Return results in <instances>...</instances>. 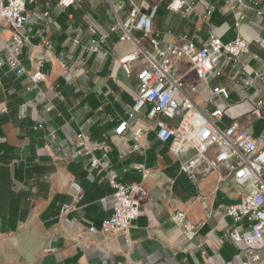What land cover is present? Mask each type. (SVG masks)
Segmentation results:
<instances>
[{
    "label": "crops",
    "instance_id": "crops-1",
    "mask_svg": "<svg viewBox=\"0 0 264 264\" xmlns=\"http://www.w3.org/2000/svg\"><path fill=\"white\" fill-rule=\"evenodd\" d=\"M255 1L256 8L264 9V0ZM98 2L100 12L96 11ZM90 4V10L69 8L53 15L47 37L57 51L66 53L71 65L69 72L50 63L43 69L47 79L42 87L56 109L46 111V100L40 98L35 110L29 108V115L20 118L21 104L36 101L35 92L26 90V75L17 76L6 65L0 68V264H242L246 246L226 237L236 226L226 208L238 203L246 188L228 175L226 166L210 170L204 163L191 179L181 171V164L193 152L177 156L170 142H161L153 132L144 152H129L132 139L122 141L114 134L117 123L128 117L138 92L135 74L127 76L116 61L133 46L112 34L111 54L103 59L73 47L71 29L84 23L83 12L104 30L113 21L103 0H90ZM206 4L212 8L209 19L203 14ZM154 29L162 44L178 43L183 34L198 45L212 34L224 41L241 34L251 41L250 53L242 56L245 67L225 64L221 76L196 82L194 74L188 73V62L182 61L178 73L185 74V92L207 113L221 103L229 106L218 122L221 127L238 116L239 123L253 134L264 131V119L239 116L244 101L264 99V82L252 76L253 71L264 69V46L254 41L256 37L264 40V16L251 8L232 9L224 0H199L195 11L175 13L168 10L165 0ZM29 52L25 50L24 59L30 68ZM243 78L251 79L253 86H245ZM193 84L195 92L189 88ZM215 85L227 87L229 99L209 102L210 87ZM38 124L43 128H37ZM132 124L136 128L150 122L141 114ZM81 129L92 143L108 144L112 168L121 182L142 184V212L128 235L89 231L90 226L100 228L111 215L113 188L101 174L89 170L88 156H71L76 149L73 134ZM95 153L100 157L103 152ZM136 164H145L146 178ZM73 182L83 189L80 199ZM66 204L70 208L62 212ZM177 210H185L188 219L199 225L193 238H187L174 222L172 214ZM249 231L244 221L241 232ZM261 254L264 258V251Z\"/></svg>",
    "mask_w": 264,
    "mask_h": 264
},
{
    "label": "built area",
    "instance_id": "built-area-1",
    "mask_svg": "<svg viewBox=\"0 0 264 264\" xmlns=\"http://www.w3.org/2000/svg\"><path fill=\"white\" fill-rule=\"evenodd\" d=\"M86 1L0 0V50L4 53L0 57V68L6 65L15 75H26L29 80L26 90L35 92L36 96V101L21 104L20 118L29 115V108L35 110L40 98L46 100V111L56 109L42 87L47 79L43 69L50 63L69 72L71 65L65 60L66 53L57 51L47 34L54 23L53 15L69 8L84 11ZM164 1L103 0L106 14L113 19L109 28L102 29L85 11L84 23L71 29V44L100 59L111 54L109 41L112 34L118 35L119 42L132 44V49L116 61L127 76L135 74L138 92L128 111V117L117 123L114 134L122 141L132 139L129 152H144L151 132L161 142H170V149L177 156L193 152L192 157L181 164V171L191 179L196 178L204 163L210 170H217L219 165H225L228 175L238 185L246 188L241 200L226 208V215L236 223L233 229L227 231L226 237L233 242H244L246 249L242 264H264L261 254L264 251V131L258 135L253 134L239 123L238 116L230 125L221 127L218 122L227 114L229 106L221 103L207 113L185 92V86H188L185 74L178 73L182 61L188 62V73L194 74L196 82L221 76L225 64L245 67L242 56L250 53L251 41L241 34L230 41L212 34L202 45H198L183 34L178 43L162 44L160 34L154 29V21ZM224 1L232 9L251 8L257 15L264 16V9L256 8L255 0ZM198 2L199 0H167V8L175 13L189 14L196 10ZM203 14L205 18H210V4L205 5ZM236 26L240 27V21L236 22ZM35 37L39 38V42H34ZM144 40L148 44H144ZM254 41L264 46V40L260 37L254 38ZM26 49L30 50L29 56L33 63L30 68L25 64ZM254 58L258 56L254 55ZM252 76L264 82V69L253 71ZM1 82L0 77V84ZM241 82L247 87L253 86L249 78H243ZM189 88L192 92L196 91L195 84ZM210 93L209 102H222L230 97L227 87L221 85L210 87ZM242 108L239 116L250 114L257 119H264V99L255 102L246 100ZM141 114L146 115L150 124L134 128L132 120ZM37 128H43V124H38ZM49 136L53 139L55 132L51 131ZM73 138L76 149L71 156H88L89 170L101 174V178L107 180L113 188L111 215L103 220L100 228L90 226L89 231L104 234L121 232L128 235L133 222L142 212V184H125L119 180L108 156L107 143H92L88 133L82 129L74 132ZM96 150L103 152L100 157L96 155ZM135 167L143 178L149 175L145 164H136ZM72 186L76 190V198L80 199L83 189L76 182ZM106 200L105 198L104 201ZM69 208V205H64L62 212ZM172 218L187 238L191 239L197 234L199 225L188 219L185 210H177ZM244 221L250 227L248 234L241 232Z\"/></svg>",
    "mask_w": 264,
    "mask_h": 264
},
{
    "label": "rangeland",
    "instance_id": "rangeland-1",
    "mask_svg": "<svg viewBox=\"0 0 264 264\" xmlns=\"http://www.w3.org/2000/svg\"><path fill=\"white\" fill-rule=\"evenodd\" d=\"M151 2H154L155 0H150ZM85 7L88 9V10H90V7H91V4H90V0H87L86 2H85ZM99 7H101V4H99V2H98V7H97V9H96V11L97 12H100V11H98V8ZM100 10V9H99ZM122 16H125V14H122ZM145 41H147V40H145ZM145 41H144V44H145Z\"/></svg>",
    "mask_w": 264,
    "mask_h": 264
}]
</instances>
